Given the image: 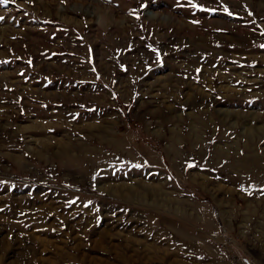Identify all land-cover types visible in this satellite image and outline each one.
<instances>
[{
	"label": "rangeland",
	"instance_id": "obj_1",
	"mask_svg": "<svg viewBox=\"0 0 264 264\" xmlns=\"http://www.w3.org/2000/svg\"><path fill=\"white\" fill-rule=\"evenodd\" d=\"M0 264H264V0H0Z\"/></svg>",
	"mask_w": 264,
	"mask_h": 264
},
{
	"label": "snow or ice",
	"instance_id": "obj_2",
	"mask_svg": "<svg viewBox=\"0 0 264 264\" xmlns=\"http://www.w3.org/2000/svg\"><path fill=\"white\" fill-rule=\"evenodd\" d=\"M4 2L6 3V2H7V0H4Z\"/></svg>",
	"mask_w": 264,
	"mask_h": 264
}]
</instances>
